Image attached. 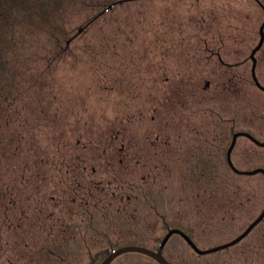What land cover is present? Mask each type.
Segmentation results:
<instances>
[{
	"label": "trees",
	"instance_id": "1",
	"mask_svg": "<svg viewBox=\"0 0 264 264\" xmlns=\"http://www.w3.org/2000/svg\"><path fill=\"white\" fill-rule=\"evenodd\" d=\"M137 1L0 0V264H99L122 244L156 248L172 226L208 246L261 210L264 173L236 171L226 155L238 129L264 140L253 124L264 122V90L242 55L228 62L229 35L234 27L244 35L253 0H211L200 24L162 16L177 25L164 22L169 35L156 47L176 56L162 54L147 74L130 65L123 83L95 51L103 58L119 41V13ZM81 65L95 80L109 65L110 77L88 81L82 92L102 108L99 119L78 108V123L70 108L85 94L63 87ZM231 154L239 168L264 166V144L248 135ZM163 251L174 264L210 258L178 232ZM229 256L203 264H230ZM109 264L161 263L133 250Z\"/></svg>",
	"mask_w": 264,
	"mask_h": 264
},
{
	"label": "rangeland",
	"instance_id": "2",
	"mask_svg": "<svg viewBox=\"0 0 264 264\" xmlns=\"http://www.w3.org/2000/svg\"><path fill=\"white\" fill-rule=\"evenodd\" d=\"M191 1H193L192 4L188 3ZM210 1L211 0H140L132 3L131 6L125 7V9L120 11L119 13L118 21L122 24V35H119V41L117 40L116 43L110 47L109 51H106L104 54H102L103 58L100 55L101 52L99 53V49L95 51V56L98 60V63H100L101 66H103V64H105L106 62L112 63L113 66H111V68L113 71L110 74L116 75L115 77L121 76L123 79V83H127L129 82L128 80H130V77H127L130 65L134 66V68L132 69V71L134 72L131 74H147L145 72H148L152 69V66L148 68L149 64L154 63V60L163 59V57L161 56L162 54H165L167 58L170 55L171 58L176 56L174 48L173 51L170 50V52L169 49L164 50V48L159 47L160 43L158 41L165 38L166 35H169L165 23L169 28L177 25V21L171 18L170 20H168L167 18L165 19L163 17H168L169 15L173 14L174 11L177 14L180 13L179 17L184 20L186 26L190 24V20L195 24H200V20H203L205 18V14L201 13L200 11L209 7ZM253 2L254 3L248 4L244 7L243 11L245 15L248 16V18L242 19V24L243 27L251 28L252 32H255V30L259 28L261 21L264 19V10L258 3L255 2V0H253ZM179 4L181 7L179 6ZM183 7L184 11L183 13H181V8L183 9ZM123 16L125 17L124 19H128L124 20L122 18ZM246 34L249 35V32L246 31ZM255 41H257V39ZM156 44L159 46L156 47ZM167 50L169 52L166 53ZM139 63H141V66H139L142 70H138L137 66ZM105 67L106 65H104V68ZM144 67L146 69H143ZM77 68L78 67L75 66L70 68L72 69L70 71L72 72V76L65 77L66 80L64 82L68 85L66 87L64 86L63 90L69 92L66 89L69 87H73L75 92L73 90L70 92V94L75 95L80 91L82 94H85L86 99L81 101L82 104L80 103V100L75 101V103L77 102L75 104L76 107L74 106L73 102L74 107L70 108V110L72 111H70L72 113V115H70V120L81 123L80 118H78V115H76L78 112H80L78 111V108L81 110L84 109L83 111H85V115L89 117L91 116L93 118L96 117V119H99V114L97 113V111L99 112L100 108L102 107L99 106L96 101H94L96 103L95 105L94 102L90 100L91 98L87 97L88 93H90L89 90L87 92H82L88 87V81L93 78L90 77V74L85 71L86 69H88V65H81L78 69ZM101 68L102 67H100L99 73L97 72L98 78H109V65H107L105 69ZM98 78L96 80L95 78L92 79L95 80V83L94 85H92V87H95L97 85L96 82L98 81ZM100 92L102 96L106 95V92ZM90 96L93 98V94H91ZM262 102L264 104V98ZM92 109L97 111L91 112ZM259 112L264 119V105L262 106V109L258 111V113ZM100 119L101 120L99 122H102V118ZM253 124L257 125V127L260 128L262 134H264V122L259 123L258 121H255L253 122ZM113 249L114 248H112V250Z\"/></svg>",
	"mask_w": 264,
	"mask_h": 264
},
{
	"label": "flooded vegetation",
	"instance_id": "3",
	"mask_svg": "<svg viewBox=\"0 0 264 264\" xmlns=\"http://www.w3.org/2000/svg\"><path fill=\"white\" fill-rule=\"evenodd\" d=\"M255 2L258 3L264 10L263 0H255ZM263 20L261 21L259 28L255 30V32L254 31L252 32L251 28L243 27V33H244L243 36H237L234 34V30H239L240 29L239 27L232 28V32L230 31L231 33L229 35L230 41L228 43V49H229V51H228V58H229L228 62H229V64L234 66L236 63V57H239L240 55H242L241 62L245 63L247 65V67L250 66V71H251L252 77H253L254 81L256 82L254 75H253V71H252V65L254 64L253 55L255 56V71H256V75H257V77H258V79L262 85H264V38H263V41L260 44V46L257 47L256 49H255V47L258 44L260 37H261L260 26H261ZM246 31L249 32V35L246 34ZM250 32H252V33H250ZM255 38L257 39V41L254 40ZM236 39H240V41H236ZM208 50L210 51V54H214V52H216V53L219 52L212 47H208ZM209 83H210V80H207L206 84L208 85ZM257 85L259 87H261V85H259V84H257ZM261 88L264 90L263 87H261ZM228 118L232 119L233 117H232V115H230V116H228ZM233 133H232V136H233ZM232 136H231V139H232ZM116 142H117V140H116ZM230 142H231V140H230ZM263 205H262V207H263ZM262 207H261V209H262ZM259 212L257 213V215L259 214ZM256 216H254L253 218L248 220L247 223L244 225V227L242 229H240L239 231H237V233L234 236H232L228 239L222 240L220 242H217V243H214V244H211L208 246H201L192 237L191 238L202 248L210 247V246L228 241V240L234 238L240 232H242L255 219ZM180 228H182V227H180ZM188 244L191 247H193L189 242H188ZM226 248L230 249V250H227L226 252H224V254L219 252V251L226 249ZM238 252H240L241 256H242V257H239V258H241V262L238 261V256H237V254H239ZM198 253L203 254V255H208L210 257L205 262H212V261L218 262L220 258L223 259L222 258L223 255L227 256L230 254V256H229L231 259L230 264H264V216L257 223H255L251 227V229L242 238H240L238 241L234 242L233 244H230L228 246H225V247L213 250V251L198 252ZM205 262H202V264Z\"/></svg>",
	"mask_w": 264,
	"mask_h": 264
},
{
	"label": "water",
	"instance_id": "4",
	"mask_svg": "<svg viewBox=\"0 0 264 264\" xmlns=\"http://www.w3.org/2000/svg\"><path fill=\"white\" fill-rule=\"evenodd\" d=\"M260 31H261V37H260V40L258 42V44L256 45L255 49L257 47L260 46V44L262 43L263 41V38H264V20L260 26ZM254 49V50H255ZM254 57V64L252 65V71H253V75H254V78L256 80V83L261 85V87L264 88V85L261 84V82L259 81L257 75H256V71H255V56L253 55ZM240 134H244V135H248L249 137H251L254 141H256L257 143L259 144H264V140L258 138L257 136H255L251 131L247 130V129H239V130H236L234 133H233V136H232V139H231V142L227 148V158H228V161L230 163V165L236 170V171H239V172H244V173H254V172H258V171H262L264 173V166H256V167H253V168H239L237 167L235 164H234V161L232 159V155H231V152H232V149L236 143V140H237V137L238 135ZM264 216V205L261 209V211L259 212V214L255 217V219L242 231L240 232L238 235H236L234 238L228 240V241H225V242H222V243H219V244H216V245H213V246H210V247H206V248H202L200 247L192 238L191 236L186 232L184 231L182 228L178 227V226H172L170 227L166 232L165 234L163 235V237L161 238V241L159 243V245L154 248V247H150L148 245H144V244H140V243H126V244H122L116 248H114L113 250H111L100 262L99 264H109L112 259L122 253V252H125V251H133V250H136V251H141V252H145L151 256H153L156 260H158L161 264H174L165 254H164V251H163V248H164V245L165 243L167 242L169 236L174 233V232H178L180 233L181 235L184 236V238L198 251V252H209V251H213V250H216V249H219V248H222V247H225V246H228L230 244H233L234 242L238 241L240 238H242L250 229L251 227L257 223L262 217Z\"/></svg>",
	"mask_w": 264,
	"mask_h": 264
}]
</instances>
